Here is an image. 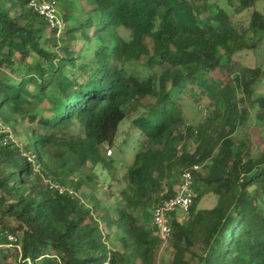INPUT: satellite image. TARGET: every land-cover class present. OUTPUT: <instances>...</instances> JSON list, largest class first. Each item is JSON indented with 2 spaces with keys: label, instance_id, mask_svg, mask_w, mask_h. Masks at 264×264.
I'll use <instances>...</instances> for the list:
<instances>
[{
  "label": "trees",
  "instance_id": "obj_1",
  "mask_svg": "<svg viewBox=\"0 0 264 264\" xmlns=\"http://www.w3.org/2000/svg\"><path fill=\"white\" fill-rule=\"evenodd\" d=\"M30 1L0 0V116L37 126V164L44 166L42 150L64 148L79 167L113 172L104 148L131 113L140 140L124 175L125 205L113 218L50 188L56 175L48 179L20 148L0 142V264H127L122 251L134 264H157L162 241L132 210L156 204L165 187L170 197L171 176L193 165L201 169L193 175L188 221L169 215L168 264H264V149L253 159L233 140L247 120L246 98L264 127V95L250 100L264 70L235 60L264 38V14L256 9L264 0H226L235 14L249 11L246 27L209 0H91L89 17L75 27L60 16L59 37ZM72 34L82 42L78 50L67 40ZM183 96L195 103L206 96L211 115L186 124ZM75 123L83 135L69 134ZM207 195L213 207L198 208ZM102 223L118 232L121 251L107 247ZM8 234L17 237L10 248Z\"/></svg>",
  "mask_w": 264,
  "mask_h": 264
},
{
  "label": "rangeland",
  "instance_id": "obj_2",
  "mask_svg": "<svg viewBox=\"0 0 264 264\" xmlns=\"http://www.w3.org/2000/svg\"><path fill=\"white\" fill-rule=\"evenodd\" d=\"M56 5L59 15L65 20L67 28L75 27L78 23L85 21L89 17L91 9V0H49ZM210 3L225 9L234 22L241 21L243 26H247L249 19V11L245 10L240 14L233 12L232 5H229L226 0H209ZM237 4V0L234 1ZM256 9L264 14V2H258ZM88 34L92 33V29L87 30ZM248 40L252 37L248 34ZM67 40L72 49L78 50L81 46V40L78 34H72L67 37ZM235 60L248 67L254 69L261 67L264 70V38L259 42L254 51H244L235 56ZM128 67L137 71H142L139 63L131 62ZM155 69L152 70L155 71ZM7 75V72H3ZM218 77V74L216 73ZM236 94L240 96V92ZM264 95V75L261 76L254 84L250 100H254ZM142 103H146L143 101ZM183 118L186 124L197 126L202 120L212 113V106L210 100L203 96L198 103H195L190 98L183 96L180 100ZM249 101L246 98L244 105L248 111L246 123L239 127L233 134V140L236 144L242 143V149L249 151L253 159L258 158L264 149V127L255 120L256 108H249ZM136 113H131L130 118L124 119L118 126L115 141L111 147H105L104 152L106 157L114 162L113 172H108L101 166H93L87 164L84 167H79L76 160L64 148L49 147L41 151L43 165H39L37 171L44 170L48 179L52 180L53 175L56 179L52 183L58 187H62L66 193L76 195L83 200L84 205L92 208L96 215H101L103 211H107L109 217L113 218L117 215V209L125 205V199L121 192L125 189L126 183L124 175L127 168L133 163L135 154L137 152L140 134L131 124V119ZM10 121L2 120V123L9 128L11 133V140L13 146L20 148L26 152L32 151L33 137L32 131L37 128L34 124H29L25 119L19 115L9 114ZM84 128L80 124H73L69 131L72 135H83ZM2 140H0L1 142ZM196 141H190L188 147L193 149ZM111 150L112 154L107 155V151ZM65 151L64 156H58L57 153ZM179 179V174L175 173L171 176V181L174 183ZM80 186L77 189V184ZM165 183V182H164ZM126 190V189H125ZM215 199L211 195H207L201 199L198 208L206 209L213 207ZM154 201H150L141 205L139 208L132 210V213L137 216L139 222L145 221L148 227L151 226V214L154 208ZM180 223H187L188 215L181 210L174 213ZM105 224H101V230L104 235L108 237L107 247L109 249L120 250L118 243V232L114 229H109ZM127 264H134L127 252H123ZM172 249L168 245V241L159 244L156 250V263L168 264L171 260Z\"/></svg>",
  "mask_w": 264,
  "mask_h": 264
},
{
  "label": "built area",
  "instance_id": "obj_3",
  "mask_svg": "<svg viewBox=\"0 0 264 264\" xmlns=\"http://www.w3.org/2000/svg\"><path fill=\"white\" fill-rule=\"evenodd\" d=\"M29 6L40 15L52 29L56 30V36L59 37L64 29V23L60 18L58 9L54 2L47 0H31ZM0 135H5L1 143L5 145L11 140V133L9 128L2 123L0 116ZM22 156L32 164L35 171H37L39 164L36 162V158L31 152H24L21 150ZM112 154L111 150L107 151V155ZM201 167L193 165L187 169H183L179 174L178 184L176 189L173 190V194L168 197L169 189L167 187L159 194L158 202L154 205L151 226L156 231V236L162 241L166 242L171 234V219L170 213L177 210H181L188 214L189 207L191 206L196 193L193 188V175L200 171ZM50 188L57 190L60 194L65 193L62 187H58L54 183H50ZM8 241L5 245L7 248L13 246L17 237L8 234L6 235Z\"/></svg>",
  "mask_w": 264,
  "mask_h": 264
},
{
  "label": "crops",
  "instance_id": "obj_4",
  "mask_svg": "<svg viewBox=\"0 0 264 264\" xmlns=\"http://www.w3.org/2000/svg\"><path fill=\"white\" fill-rule=\"evenodd\" d=\"M177 184H178V180L175 183L173 182V190L176 189ZM81 202L84 204L83 200H81ZM151 216H152V214H151ZM142 224L146 225L145 221ZM146 226H148V225H146Z\"/></svg>",
  "mask_w": 264,
  "mask_h": 264
}]
</instances>
